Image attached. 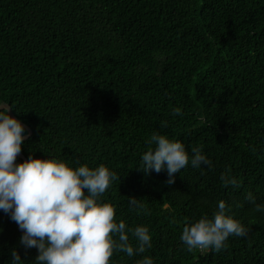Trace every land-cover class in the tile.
Instances as JSON below:
<instances>
[{"label":"trees","instance_id":"1","mask_svg":"<svg viewBox=\"0 0 264 264\" xmlns=\"http://www.w3.org/2000/svg\"><path fill=\"white\" fill-rule=\"evenodd\" d=\"M0 103L33 132L27 159L120 177L100 201L117 222L147 227L152 247L116 252L110 264H264V212L246 199L264 205V0H0ZM153 133L190 157L201 149L212 166L189 163L172 185L166 171L145 174ZM222 174L239 187H224ZM221 200L248 236L219 253L188 252L183 228L212 219ZM0 229V264L14 249L35 264L38 250L21 245L2 210Z\"/></svg>","mask_w":264,"mask_h":264},{"label":"clouds","instance_id":"2","mask_svg":"<svg viewBox=\"0 0 264 264\" xmlns=\"http://www.w3.org/2000/svg\"><path fill=\"white\" fill-rule=\"evenodd\" d=\"M0 108L3 109L0 111V210L22 231L21 245L38 250L35 264H110L116 252L132 257L152 247L147 227L133 229L123 221L117 222L115 207L100 201L113 181L120 180L115 172L104 165L94 169L87 165L72 168L56 159L32 156L17 164L26 129L19 120L8 115L7 104L0 103ZM172 114L182 115L181 109H174ZM160 126L168 125L161 121ZM148 143L155 148L142 155L138 170L145 174L166 171L168 185L175 183V175L189 163L193 168L212 166L201 149L193 148L190 157L182 142L165 135L153 133ZM220 180L224 187H239L237 179L227 174H222ZM246 199L255 205V212H264V205L255 204L252 193H248ZM128 201L134 208L150 214L140 199L128 198ZM228 211L226 202L221 200L212 219L202 217L185 226L180 239L187 251L219 253L227 248L229 237H247L249 229L227 215ZM129 233L137 241L135 248L130 243ZM11 257L12 264H22L15 249ZM137 264L154 262L144 257Z\"/></svg>","mask_w":264,"mask_h":264},{"label":"water","instance_id":"3","mask_svg":"<svg viewBox=\"0 0 264 264\" xmlns=\"http://www.w3.org/2000/svg\"><path fill=\"white\" fill-rule=\"evenodd\" d=\"M7 107L10 109L9 110V115L11 116V117H13V118H15V119H17V117L15 116V114L13 113V110H12V108L10 107V105H8L7 104ZM3 109L2 108H0V111H2ZM18 120V119H17ZM20 121V120H19ZM21 122V121H20ZM22 123V122H21ZM22 125L25 127V129H26V131L28 132L27 133V135H25V139H24V141H26V140H28L31 136H32V134H33V132H32V130H31V128L29 127V126H27V125H25L24 123H22ZM20 159H22L24 162L26 161V160H28L22 153H20V155L18 156ZM18 229H19V227H18ZM19 231L22 233V231L19 229ZM23 234V233H22Z\"/></svg>","mask_w":264,"mask_h":264}]
</instances>
